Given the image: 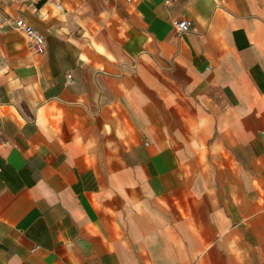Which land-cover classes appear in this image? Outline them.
<instances>
[{"label": "crops", "instance_id": "obj_1", "mask_svg": "<svg viewBox=\"0 0 264 264\" xmlns=\"http://www.w3.org/2000/svg\"><path fill=\"white\" fill-rule=\"evenodd\" d=\"M0 264H264V0H0Z\"/></svg>", "mask_w": 264, "mask_h": 264}, {"label": "built area", "instance_id": "obj_2", "mask_svg": "<svg viewBox=\"0 0 264 264\" xmlns=\"http://www.w3.org/2000/svg\"><path fill=\"white\" fill-rule=\"evenodd\" d=\"M130 1V0H124ZM166 2H170L172 0H165ZM173 26L176 28L178 32L187 31L191 27V20L188 18H178L174 19L172 22ZM13 27L17 30L22 31L27 37L30 47L33 52L39 53L45 49V37L44 35L34 28L31 24L26 22L23 18H14L13 19ZM68 82H71V74L67 75Z\"/></svg>", "mask_w": 264, "mask_h": 264}]
</instances>
